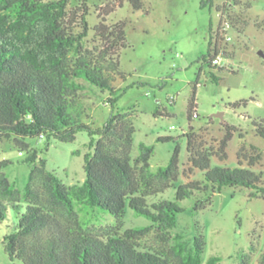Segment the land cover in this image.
Returning <instances> with one entry per match:
<instances>
[{
	"label": "trees",
	"instance_id": "obj_1",
	"mask_svg": "<svg viewBox=\"0 0 264 264\" xmlns=\"http://www.w3.org/2000/svg\"><path fill=\"white\" fill-rule=\"evenodd\" d=\"M75 1L0 0V141L12 140L20 153L26 152L23 162L31 167L27 183L20 187L4 170L6 162L0 166V223L6 222L10 229L3 238L9 260L23 264H202L204 234L185 240L173 233L184 211L179 201L195 192H220L225 186L252 188L250 197H258L264 193V177L253 167L261 162L263 153L245 141L238 150V165L213 166V157L227 159L228 143L239 131L224 122L225 133L216 146L209 145L202 130L192 124L184 132L186 182L178 183L179 145L169 162L157 170L150 162L154 146L142 143L134 157L132 109L116 108V94L121 90L116 82L126 78L120 54L128 46L127 20L108 25L104 17L92 28L88 4ZM128 1L134 11L146 8L147 0ZM121 6L123 0H115L103 15ZM201 7H215L220 14L217 28L210 22L207 52L199 58L218 83L214 59L226 53L224 25L241 24L238 31L244 32L248 23L245 12L252 5L244 0L217 4L201 0ZM256 25L264 28V20ZM91 30L100 45L88 46ZM201 72L188 104L189 121L197 113ZM89 87L110 91L107 102L112 112L102 126L86 122L92 110L84 99ZM155 114L170 115L160 110ZM254 126L256 135L264 139V119L255 120ZM83 130L90 138L84 154L86 177L82 183L68 185L48 167L47 159L29 139L44 138L47 145L71 142ZM240 136L245 138L242 132ZM173 138L160 136L158 140ZM197 170L202 177L192 179ZM171 187L175 188L173 199L159 198ZM211 200L212 195L197 200L195 209L206 207ZM128 209L150 222L128 227ZM11 210L16 222L8 218ZM107 213L114 221L100 225ZM220 260L213 256L207 264ZM250 262L251 252H243L238 264ZM260 263L264 264V252Z\"/></svg>",
	"mask_w": 264,
	"mask_h": 264
},
{
	"label": "rangeland",
	"instance_id": "obj_2",
	"mask_svg": "<svg viewBox=\"0 0 264 264\" xmlns=\"http://www.w3.org/2000/svg\"><path fill=\"white\" fill-rule=\"evenodd\" d=\"M113 1L75 2L88 4V19L92 28L103 22L104 17V23L108 25L127 20L128 46L120 54V67L126 78L116 82V86L121 88L116 94L119 96L116 108L124 111L132 109L136 126L132 155L139 154L142 143L154 146L150 162L152 169L157 170L169 162L179 145L181 175L178 183L186 182L183 170L188 162V150L184 132L192 124L202 130L209 145L216 146L224 136V122H227L238 127L239 131L228 143L227 159L221 161L213 157L212 165H238V150L246 141L247 145L255 144L261 149L263 158L253 169L262 172L264 177V139L256 135L254 126L255 120L264 119V28L256 25L257 21L264 20V0H244L252 5L245 12L248 23L244 32L238 31L241 24L234 27L229 22L231 27L227 29L223 42L226 53L223 51L220 54V64L213 69L220 77L218 83L211 78L210 68L202 60L199 61L207 52L210 22L217 28L220 21L215 7L202 8L201 0H147L145 9L134 11L129 1L123 0V6L104 16L105 8ZM214 1L216 4L224 2ZM87 44L90 47L101 44L93 30ZM200 70L196 91L197 113L193 121H189L188 104ZM109 95L108 90L87 89L84 99L92 110L91 118H86V122H92L94 126H102L106 122L112 112V106L107 102ZM157 110L170 115H156ZM220 112L223 113L222 118L216 116ZM241 132L245 138L240 136ZM160 136L174 138L159 141ZM89 139L87 131L83 130L71 142L56 141L47 145L44 138L29 141L47 159L48 167L64 183L71 185L85 180L84 154ZM25 157L26 152L20 153L12 140L0 141V166L6 162L4 170L20 187L27 183L31 170L30 165L23 162ZM201 177L200 170L191 176L192 179ZM252 191V188L225 186L220 192H195L180 200L184 211L178 216L174 235L179 233L185 240H193L196 234H204L206 248L202 264H207L213 256L221 257L216 264H238L243 252H251L250 264H261L260 256L264 252V193L250 197ZM174 195L175 188L171 187L159 198L173 199ZM210 195L211 202L196 210L197 200ZM107 214L102 215L100 225L114 221L115 218ZM8 215L11 222H16L14 211L11 210ZM125 220L128 227L150 222L130 209ZM9 230L6 222L0 223V264H23L19 261L12 263L5 251L3 238Z\"/></svg>",
	"mask_w": 264,
	"mask_h": 264
},
{
	"label": "built area",
	"instance_id": "obj_3",
	"mask_svg": "<svg viewBox=\"0 0 264 264\" xmlns=\"http://www.w3.org/2000/svg\"><path fill=\"white\" fill-rule=\"evenodd\" d=\"M224 26H225V30H226L225 34H227V32H228L227 29H229L231 27V25H230L229 22H226ZM227 38L231 39V36H227ZM214 64L215 65H219L220 64V54L214 59Z\"/></svg>",
	"mask_w": 264,
	"mask_h": 264
},
{
	"label": "water",
	"instance_id": "obj_4",
	"mask_svg": "<svg viewBox=\"0 0 264 264\" xmlns=\"http://www.w3.org/2000/svg\"><path fill=\"white\" fill-rule=\"evenodd\" d=\"M262 54H263V53H262ZM216 116H218V117H221V118H222V117H223V113H222V112H220V113H217V114H216Z\"/></svg>",
	"mask_w": 264,
	"mask_h": 264
}]
</instances>
